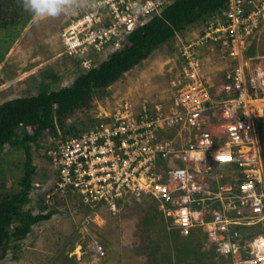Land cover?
Masks as SVG:
<instances>
[{
    "label": "built area",
    "instance_id": "2783aa9c",
    "mask_svg": "<svg viewBox=\"0 0 264 264\" xmlns=\"http://www.w3.org/2000/svg\"><path fill=\"white\" fill-rule=\"evenodd\" d=\"M172 1L86 0L60 31L59 54L85 72L97 65L94 54L121 48ZM249 1L226 0L194 39L175 34L180 69L167 106L122 101L86 127L60 136L56 126L33 143L54 175L47 199L75 194L84 206L116 212L151 198L181 236L203 231L216 258L264 264V161L255 124L264 114V55L247 53L259 19ZM216 45L225 65L218 83L204 68V49ZM93 248L104 253L96 242Z\"/></svg>",
    "mask_w": 264,
    "mask_h": 264
},
{
    "label": "rangeland",
    "instance_id": "374dc122",
    "mask_svg": "<svg viewBox=\"0 0 264 264\" xmlns=\"http://www.w3.org/2000/svg\"><path fill=\"white\" fill-rule=\"evenodd\" d=\"M85 1L73 0L74 10L68 14L44 19L31 17L9 46L0 42V103L36 94L41 86L50 89L68 86L83 72L79 61L59 54L62 46L57 33L82 14ZM247 7L258 11L259 17L247 53L263 56L264 0H250ZM204 25V20L199 21L178 34L183 40L194 39ZM178 41L175 36L156 47L118 80L96 91L88 105L64 119L63 128L57 125L60 136L70 127L76 130L90 125L100 111H112L122 101H128L135 109L144 99L167 106L175 95L171 81L180 69ZM204 50L207 76L218 83L225 70L222 50L217 45L213 50ZM94 55L96 64L107 56ZM38 147L32 148L36 170L24 209L51 215L34 224L23 239H11L0 264H230L216 258L214 253L213 257L208 255L203 246L204 236L182 237L151 198L129 200L116 212L84 206L75 194L47 199L54 175L48 158L38 153ZM22 162L20 144L0 152V200L19 189ZM218 168L225 169V165ZM15 224L16 220L10 222L8 229L12 230ZM94 242L102 246L103 254L95 252Z\"/></svg>",
    "mask_w": 264,
    "mask_h": 264
},
{
    "label": "trees",
    "instance_id": "16d2710c",
    "mask_svg": "<svg viewBox=\"0 0 264 264\" xmlns=\"http://www.w3.org/2000/svg\"><path fill=\"white\" fill-rule=\"evenodd\" d=\"M225 7L226 0H173L161 15L132 30L121 48L111 52L96 66L78 74L70 85L58 89L41 86L36 94L18 96L0 103V152L16 144H20L23 151V174L19 189L0 200V258L6 254L11 239H23L34 224L51 215V212L33 213L28 208L24 209L29 202L36 170L32 162V144L47 130L56 134V126L63 128L64 119L69 114L88 105L96 91L118 80L127 70L146 59L156 47L188 26L203 20L205 22ZM31 17L22 8L20 0H0V42H6L9 46ZM8 46L4 48L5 51ZM255 124L264 161V114L255 119ZM73 131L70 127L63 133ZM13 220H16V224L9 230L7 226ZM202 236L203 231H199L185 238L199 239ZM208 252V255L214 256L212 251Z\"/></svg>",
    "mask_w": 264,
    "mask_h": 264
},
{
    "label": "clouds",
    "instance_id": "9594fccd",
    "mask_svg": "<svg viewBox=\"0 0 264 264\" xmlns=\"http://www.w3.org/2000/svg\"><path fill=\"white\" fill-rule=\"evenodd\" d=\"M22 8L36 19L57 17L74 10L73 0H20Z\"/></svg>",
    "mask_w": 264,
    "mask_h": 264
},
{
    "label": "crops",
    "instance_id": "0c3cea01",
    "mask_svg": "<svg viewBox=\"0 0 264 264\" xmlns=\"http://www.w3.org/2000/svg\"><path fill=\"white\" fill-rule=\"evenodd\" d=\"M60 33V32H59ZM59 33H57V35L59 34ZM2 59V58H1ZM1 59H0V61H1ZM19 79V78H18Z\"/></svg>",
    "mask_w": 264,
    "mask_h": 264
}]
</instances>
